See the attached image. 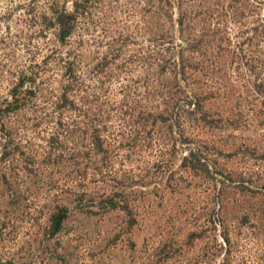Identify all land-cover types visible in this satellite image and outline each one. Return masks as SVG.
<instances>
[{
    "label": "rangeland",
    "instance_id": "obj_1",
    "mask_svg": "<svg viewBox=\"0 0 264 264\" xmlns=\"http://www.w3.org/2000/svg\"><path fill=\"white\" fill-rule=\"evenodd\" d=\"M0 107V264H264V0H0Z\"/></svg>",
    "mask_w": 264,
    "mask_h": 264
},
{
    "label": "trees",
    "instance_id": "obj_2",
    "mask_svg": "<svg viewBox=\"0 0 264 264\" xmlns=\"http://www.w3.org/2000/svg\"><path fill=\"white\" fill-rule=\"evenodd\" d=\"M78 11L75 8V11L67 12L66 9H54L52 11V21L53 24L57 27L58 36L61 41H63L66 37L70 36L73 29L76 26L77 20H78ZM10 107H7V109ZM5 110L1 109L0 107V121L2 118V114ZM58 126L61 127V123L58 124ZM94 135L91 136V138L94 137V145L97 148H101V145L103 144L102 141H100L98 138V131L93 132ZM96 148V149H97ZM4 181L7 182L4 178ZM113 197L110 199V203H112ZM110 208V207H109ZM114 207H112L113 209ZM67 219V209L65 207H61L60 209L57 207L56 210L49 215V220L47 221V229L45 230V233L48 235V237L53 238L54 236L58 235L60 231L63 228V224L65 220Z\"/></svg>",
    "mask_w": 264,
    "mask_h": 264
}]
</instances>
